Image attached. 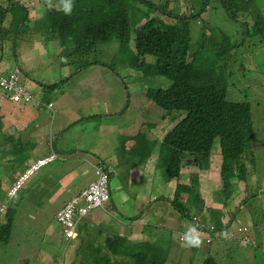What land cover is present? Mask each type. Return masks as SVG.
<instances>
[{"label": "rangeland", "instance_id": "obj_1", "mask_svg": "<svg viewBox=\"0 0 264 264\" xmlns=\"http://www.w3.org/2000/svg\"><path fill=\"white\" fill-rule=\"evenodd\" d=\"M19 1L28 7L34 22H38L43 15H38L36 10H44L48 4L47 0ZM158 1L160 5L176 12H179V8L184 10L186 7L187 12H191L193 4L196 7L199 5V0L188 1L185 7H180V0ZM220 2L221 0H211L204 13V17H211L215 22L213 36H202L203 30L208 34H212L213 30L209 26L204 27V23H200L199 19H190L191 47L194 52L200 51L198 58H195L198 68H204L209 63H221V75L229 76L230 85H233L232 92L228 94L230 99L249 101L252 105L253 127L256 133L247 153L241 158L242 163L247 166V179L239 182L233 190L238 193L236 188L243 186L240 190H244V195L250 196L247 201L249 205L246 202L244 209L251 219L246 218V221H243L239 219L242 213H233L234 223L230 222L227 235H224L228 242L221 243V239H217L212 246H208V251L212 248L219 249L221 245L227 246L228 252L221 250L218 261L226 263L229 259L228 263L237 264L236 255L229 252L235 250L239 253L242 250V253H247L250 250L255 251V248L249 245L254 243L248 235L239 238L241 233L236 225L248 222L254 227L261 225V228H264V40L261 35L251 34V29L240 21L229 19ZM10 3L11 0H0L2 6H10ZM57 3L58 0H53V5ZM221 8L226 18L223 23ZM20 13H26V8L21 7ZM153 13L160 14L158 9ZM12 15L10 11L4 20V26H9L13 20ZM243 21L249 25L254 23L253 18L246 15L243 16ZM42 27H37L34 41L19 39L16 48H12L6 39L0 46V55L3 54L0 69L7 67L11 72L16 66H20L26 70L28 74L24 75L22 72L20 77L31 93L42 102L45 98L59 101V106L62 104L61 112L65 110L66 113V110L71 108L75 115L81 112L101 115L83 121L81 127L55 133V115L53 110L46 106L38 107L32 102L27 107L28 112L19 107L24 124L18 114L8 116L4 113L7 115L3 131L5 135L0 136V179L4 184L10 177L12 180L13 175L26 163L45 156L53 138L61 154L59 159L42 167L32 176L11 200L9 211L15 213V226L8 241L0 238V264H63L59 258L61 253L69 254L72 247L65 241L56 214L67 200L96 179L91 162H95L98 157H102L109 168L114 169L110 184L112 192L119 194L120 191L113 188L125 181L130 168L133 173H139L136 177L145 181L143 196L149 206L157 202H152L151 198L154 196H173L176 185V180L173 179L166 183L164 188V164L160 156L162 139L180 115L175 113L164 117L166 111L148 101L145 95L147 88L168 87L171 80L154 71L148 72L141 64L130 65L135 50V33H132L130 44L123 49L116 39H112L98 42L97 51L88 55H68L66 47H61L55 41H48L49 37L45 32L42 33ZM222 32L233 35V39L241 43L235 49L232 62L218 55L215 49L216 44L221 42ZM66 58L77 63H97L84 64L78 68L79 64H63ZM146 60L149 61V58ZM11 94V91L5 90L2 98L15 104L16 102L8 98ZM126 103V109L118 112ZM22 104L27 105L25 102ZM211 158L212 155L209 159ZM219 166L220 163H216V167ZM217 185V194L211 197L215 211L221 210V197H224L220 184ZM7 187L8 185L3 186ZM125 191L134 190L125 188ZM201 191L205 190L200 186ZM189 200L196 201L194 198ZM166 205L176 212L172 205ZM135 208L134 199H131L125 204L118 202L116 208L106 213L116 224H120L125 221L124 214L135 216ZM100 211L101 208L95 210ZM162 216L159 220L151 216L153 223L150 220L147 226H142L140 234L146 236L144 239L161 245L168 252L165 264H201V251L186 248L180 242L181 235L193 226L192 221L183 218L182 221L186 223L181 224V229L175 226L164 228L163 222L170 216L169 211L166 210V214ZM0 217L4 215L0 214ZM211 220L207 219L206 226L215 224ZM118 231L117 229L115 233ZM205 233L209 234L206 230ZM150 234L157 239L150 238ZM251 236L254 239L256 236L258 242L264 244L259 239V232L255 236L251 233ZM257 260L260 261L259 264H264V253L258 251ZM67 264H70V261Z\"/></svg>", "mask_w": 264, "mask_h": 264}, {"label": "trees", "instance_id": "obj_2", "mask_svg": "<svg viewBox=\"0 0 264 264\" xmlns=\"http://www.w3.org/2000/svg\"><path fill=\"white\" fill-rule=\"evenodd\" d=\"M188 1L195 0H180V7L187 6ZM209 3L210 0H199V5L196 7L193 4L191 12H187L188 7L184 10L179 8V12H176L160 5L158 0H74L71 15H65L62 11L56 10L55 6L49 8L47 5L39 21L34 22L29 16L28 7L23 6L18 0H11L10 6L5 7L7 9L0 5V43L7 39L11 47L16 48L19 39L26 38L32 42L36 37L37 27L42 25V33L48 35V41H56L66 47L68 55H88L97 51L96 45L104 30L108 36L102 39L108 38L106 41L116 39L121 47H126L128 41L125 38L134 32L138 42V55L144 59L146 56H154L155 60L152 63L154 71L171 80L168 87L148 89L147 98L166 111L164 116L175 113L180 115L161 142V157L165 163L164 177L167 181L173 179L177 181L174 195L167 197V200L189 220L196 216V227L202 235L214 234L213 226L205 224L207 219H212L211 222L213 221L216 228L221 231V236L217 235L211 242L212 246L217 239L225 242L223 236L227 233L230 222H233V213H242L245 218H250L244 209L250 196L244 195L241 188H236L238 193H234L233 190L239 182L247 179V166L242 163L241 158L247 153L256 131L253 127L251 103L228 97L233 85H230L229 76L221 75V63H209L200 69L192 60L198 58L200 51H192L190 19H199L200 23L201 21L204 23V27L209 26L213 30L212 34L203 30L202 36L211 37L214 34L213 18L204 17ZM220 4L229 19L240 21L251 29V34L261 35L264 40V0H221ZM21 7L26 8V13H20ZM222 8L221 23L226 21ZM155 9H158L160 14L154 15ZM10 11L13 20L5 27L3 22ZM245 15L253 18L252 25L243 21ZM221 37V42L215 46L217 54L232 62L235 49L241 43L226 32H222ZM114 47L115 45L112 48ZM67 62L79 64L78 68L93 63L89 61L77 63L66 58L63 64ZM146 68L150 69L151 66ZM26 74L28 73L24 71V75ZM93 117L95 115L83 116L76 124L80 126L83 121ZM62 125L66 124L62 122ZM1 135L4 134L0 127ZM217 140L220 141L222 155L217 181L224 197H221V210L215 211L212 206H208L207 215L204 214V208L199 205L207 204L205 191L200 192V181L192 177L189 184H183L182 170L188 163L196 164L209 157ZM207 168L209 167L204 165L202 169ZM14 184L15 180H11V177L6 180V184L0 179V207L6 205L7 210L4 221L0 222V238L6 241L11 237L16 218L15 213L9 211L13 198L10 199L2 187L4 185L11 187ZM23 186L16 192L15 197ZM247 190L246 188L245 192ZM185 193L189 194V199L194 198L196 201L189 200L183 203L181 196ZM163 197L164 195L159 196L157 201ZM198 216L201 218L198 219ZM236 226L239 230L240 225ZM205 230L209 234H206ZM241 232L240 239L245 234ZM116 237L119 240L117 246L120 253L123 256H130L128 260L122 258L114 262L110 260L101 262L91 257L85 264H165L167 251L162 246L147 240L134 242L123 235ZM239 238L237 240L240 244ZM228 249L226 246V253ZM229 253L236 255L237 264L246 257V252L242 253V250L239 253L235 250ZM218 254V249L212 248L202 264H230L229 259L226 263H220L217 259ZM259 263L257 260L256 264Z\"/></svg>", "mask_w": 264, "mask_h": 264}, {"label": "clouds", "instance_id": "obj_3", "mask_svg": "<svg viewBox=\"0 0 264 264\" xmlns=\"http://www.w3.org/2000/svg\"><path fill=\"white\" fill-rule=\"evenodd\" d=\"M47 3L48 4H46L45 6L48 5L49 8H52L53 6H55L56 10L62 11L65 15H71L73 12V9H74V0H58V3L56 5H53V0H47ZM2 7L5 8L6 6H2ZM5 9H7V8H5ZM36 11L38 12V15H42L45 13L46 8L44 10H42V8H39ZM28 13H29V10H28ZM29 16H30V13H29ZM30 18H32V17L30 16ZM3 25H4V22H3ZM5 27H8V26H5ZM106 36H108V33H106V31L104 30L103 33L100 35L101 39H98V41L99 42L106 41L108 38L102 39ZM24 40L27 41L26 38H24ZM125 40L128 41V44L126 45V46H128L132 40V34L130 33V35H128L125 38ZM4 43H5V41L3 43H0V46H2ZM8 44H9V42H8ZM58 45L63 47V45H61L60 43H58ZM120 47H121V45H120ZM121 48L123 49L124 47H121ZM147 57L148 56H146V58ZM2 59H3V54L0 55V64H1ZM154 60H155L154 56L149 58V61H147L146 59L142 58L141 55H138V42H137V37L135 34V50H134L132 59L130 61V65L134 66V65L141 64L145 68H146V66H151L150 69L146 68L148 70V72H151V71H154V68L152 67V63L154 62ZM189 60H191V58ZM192 60H194V62H195V58ZM144 62H146V64H144ZM95 63H97V62H93L92 64H95ZM100 64H105V63H100ZM3 71H5V72L3 73ZM22 72H23V69L20 66H16V68L14 70H12L11 72L9 71V69L7 67L2 68V70L0 69V96L2 97V94H5V90H9L12 92V94L8 95V98L13 100L17 104H20L23 106L22 103H24V102L26 104L29 103V105L32 104V102H35L38 107L46 106L47 108L53 110V115H55V110L53 108L54 107V101L51 99H47V98H45V101H43V102L37 100L36 97L34 96V94L31 93V91L28 89V87L22 82V79L20 77V74ZM156 74H158V73H156ZM158 75H163V74H158ZM3 81H6V83L3 84ZM62 81H64V80H62ZM12 84L14 85V87L10 88L9 86ZM57 84H60V82H57ZM42 87L44 88V83L42 84ZM150 88H153V87H149V88H147V90ZM154 88H160V87H154ZM147 90L145 92V95L147 93ZM146 98H147V96H146ZM148 101L151 102L152 100L148 99ZM153 103H155V102H153ZM127 106H128V103H126L125 106L118 112H123ZM64 111L60 112V115H59V118H58V121L56 124V133L68 131L74 127H77V128L81 127V126L77 125L76 123L83 116L95 115V117H97V116L101 115L99 113L87 114V113H83V112L75 115L71 108H68L66 110V113H64ZM105 113L111 114L113 112H105ZM62 122H64L66 125H62ZM0 127H1L2 134H4L3 133L4 122H3V118H1V117H0ZM216 144L219 146L220 155H221L220 141L217 140L215 145ZM212 151H211L209 157L198 161L196 164L188 163L183 167V170H182L183 176L181 179V182L183 184H189L192 177H194L197 180H200L201 169L203 168V166L206 165V166L210 167V165H211V160L209 158L212 155ZM59 154H61V153L56 148L55 140L53 138V141L51 142L50 147L48 149V153L45 156L39 157L36 160H31L30 162L26 163L19 170V173L16 175V177L13 175L14 176L13 179L15 180V184L13 186L7 187V188L2 187V189L6 190L9 198L12 199L13 196L16 194V192L19 190V188H21L23 185H25L32 178V176H34L42 167H44V166L54 162L55 160L59 159L60 158ZM221 162H222V160H221ZM91 164L95 170L96 179L94 181H92L88 186H86L85 188H83L82 190L77 192L75 195H73L69 200H67L64 203L63 207L56 214V219L63 229V235L65 238V241L67 242L68 246L72 247L71 252L69 254H67L66 252L61 253L59 258L61 259L63 264H67L69 261H70V264H85L86 260L88 258H91V257H93L95 260H99L98 250L103 246V244L109 243L116 236L119 235V232L115 233V231L117 230L116 222L113 219H110L108 214L106 213V212H111L114 208H116V204H117L116 200L112 199L114 192H112L111 186H110L111 177L114 174V169L113 170L110 169L109 166L107 165L106 161L102 157H98L96 159V161L91 162ZM163 164H165V163L163 162ZM99 165L103 166L105 172L108 175V191H109V195H110L109 199H107L101 205H99L95 208L87 209L83 213H80L79 208H75L73 210V214L71 216L62 218L61 215L64 212L68 211L65 207L67 205V203L69 201H71L77 194L81 193L84 189L88 188L93 182L97 181V179H98L97 168L99 167ZM157 167H158V165H157ZM130 169H132V168H130ZM130 169H129V171H130ZM220 169H221V163H220L219 168L217 169L218 170V176H219ZM129 171H128V175H129ZM168 182L169 181H167L165 179L164 184L166 185V183H168ZM217 183H218V181H217ZM176 185H177V181H176ZM176 185H175V190H176ZM113 190H114V188H113ZM175 190H174V193H175ZM185 194H188V193H185ZM183 195L181 196L182 202L186 203L185 201H183ZM158 197L159 196H154L152 198L153 201L157 200ZM167 197H172V196H167ZM188 197H189V194H188ZM8 201L9 200H6V202H8ZM155 203H161V202L159 201V202H155ZM155 203H153V204H155ZM79 206L84 207V205H82V204ZM97 208H101V211L95 212V210ZM6 213H7L6 205H2L0 207V214H3L5 216ZM206 214L208 215V212H206ZM140 215H142V213H140ZM183 218L186 221H192V224H193V226L189 227L180 237V242L186 248H199L200 246H203L204 243L209 246V245H211V242L214 240V238L217 235L220 234V236H221V231L218 230L215 225H212L213 230H214V234L212 236L211 235H209V236L202 235V233L196 227V220H197L196 216L193 217V220H189L186 216H183ZM199 218H201V217L198 216V219ZM135 219H133V220H135ZM2 221H4V217H2V218L0 217V222H2ZM254 229H255V227L253 228L249 223H245V224H240V228L238 231H240V233H242L241 231H243L245 233L244 235L249 236V238L254 243V245H252L251 243L249 244L251 247L258 248L259 245L257 243V240L251 236V233L254 232ZM226 235H227V233L225 234V236ZM133 240H135V239H133ZM225 240H226V242H228V239L225 238ZM134 242H142V241H134ZM167 254H168V252H167ZM208 254H209V251H208V247H207L206 256ZM205 257L203 256L202 258L204 259ZM129 258H130V256H123V259H125V260H128ZM203 259H202V262H203ZM41 261H42V259H41ZM202 262H201V264H202Z\"/></svg>", "mask_w": 264, "mask_h": 264}, {"label": "crops", "instance_id": "obj_4", "mask_svg": "<svg viewBox=\"0 0 264 264\" xmlns=\"http://www.w3.org/2000/svg\"><path fill=\"white\" fill-rule=\"evenodd\" d=\"M4 6V5H3ZM8 6V5H5ZM26 72V70H23ZM29 106V103L25 106H22L20 104H11L9 101L4 100L1 96H0V117L3 118V122L5 123V118L7 117L6 114L7 113L8 116L10 115H15L18 114L20 116L21 121L22 117H21V112L20 110H18L19 107H23L24 109H26V112H28L27 107ZM55 109V116H54V122H53V129L54 132L56 133V124L60 115V112L62 110V104H60L59 106V101L54 102V107ZM24 124V122H23ZM24 127V125L22 126ZM20 127V128H22ZM16 129V126L14 128V130ZM3 131H4V127H3ZM214 153V154H213ZM221 155H220V150L218 148V145L216 144L213 151H212V158H211V165L209 168L207 169H201V175H200V183L202 188L205 190V194H206V203L202 206V204L200 203L199 205L201 207L204 208V214H206L207 212V207L208 206H212L211 203V197L214 194H217L216 190L218 189V185H217V178H218V168L216 167V163H221ZM19 173V171L14 175L16 177V175ZM139 173L134 172L133 173V169H130L129 171V175L128 177L125 179V181H123L122 183L118 184L117 186L114 187V189H117V191H120L119 194L117 192H114L112 199H115L116 202L120 203V204H125L131 201V199H134V204L136 205L134 214L135 216H130L128 214H124L125 217V223L121 222L120 224H116V228L119 230V235H124L127 236L129 239L133 240V241H144L146 239H144V237L146 236H142V234H140V230L142 229V226H147V224H149L148 221H152L153 223V218L155 217V219H161L163 216V214H166V210L169 211L170 216H167V219L163 222L164 226H159L156 225L158 227H164V228H170L171 226H175L180 228L182 223H186L183 222V216L182 214L175 209L176 212H174L172 209L169 208L167 204H171L168 200H167V196H164L163 199L160 200L161 205L159 206L157 203L152 204L151 206L147 205L145 198L143 196V188L145 186V181H143V178L141 177H136ZM136 177V178H134ZM167 186V184L164 186V188ZM243 186L237 187V188H242ZM125 188H131L132 190H134L133 192H127L125 191ZM137 190H136V189ZM246 188V187H245ZM121 193V194H120ZM151 198V196H150ZM151 200L153 201V199L151 198ZM187 200H189L188 194H184L183 195V201L187 202ZM159 202V201H157ZM213 207V206H212ZM148 209V210H147ZM140 213H142V215H140ZM134 218H136L135 220H133ZM239 219L246 221V218L242 215ZM248 222H241L240 224H245ZM239 224V225H240ZM151 226H155V224H151ZM181 229V228H180ZM263 230V231H262ZM259 232V236H260V240L262 242H264V228H261V225L258 227H255L254 229V236L256 233ZM118 235V236H119ZM143 235H145V232L143 233ZM150 238H152L153 240L157 239V238H153V234L149 235ZM257 243L259 245L258 248H255V251H248L246 253V257L244 260L241 261L240 264H246L245 261L248 262V264H256L257 261V252L261 251L262 253H264V244H260L258 242L257 237L255 236ZM117 243H119V240L117 237H115L112 241H110L107 244H103V246L98 250V256H99V260L101 262H105L107 260H110L111 262H114L116 259H122L123 255L120 253V249L117 246ZM221 243H226L221 241ZM207 247L208 245L204 243V245L200 248H196V251H201L202 255L205 257L206 256V252H207ZM221 250H224L226 252V246L221 245V248L218 249V252H220Z\"/></svg>", "mask_w": 264, "mask_h": 264}, {"label": "built area", "instance_id": "obj_5", "mask_svg": "<svg viewBox=\"0 0 264 264\" xmlns=\"http://www.w3.org/2000/svg\"><path fill=\"white\" fill-rule=\"evenodd\" d=\"M5 83L6 81H3V84ZM9 87L13 88L14 85L12 84ZM97 174L98 179L96 182H93L88 188L84 189L67 203L65 207L68 211L61 215L62 218L71 216L75 208H79L80 213H83L87 209L95 208L109 199L108 175L102 165H99L97 168ZM81 204L84 207L79 206Z\"/></svg>", "mask_w": 264, "mask_h": 264}]
</instances>
